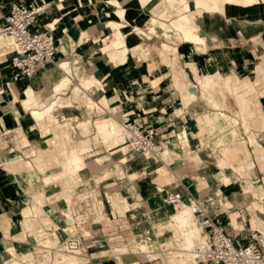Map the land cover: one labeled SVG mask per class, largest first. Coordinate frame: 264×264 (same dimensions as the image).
I'll list each match as a JSON object with an SVG mask.
<instances>
[{
	"label": "crops",
	"instance_id": "obj_1",
	"mask_svg": "<svg viewBox=\"0 0 264 264\" xmlns=\"http://www.w3.org/2000/svg\"><path fill=\"white\" fill-rule=\"evenodd\" d=\"M14 1L38 0H0V21L9 3ZM50 1L51 8L39 15L35 26L37 30L48 31L46 24L53 23L51 33L58 39L55 64L40 68L36 80L28 82L14 79L8 57H0V264H52L38 256L40 247L35 242L44 245L50 240L57 246L71 233H75L79 251L72 255L81 264H182L180 256L173 257L170 251L174 247L166 245L177 232L168 227L170 214L166 207L170 205L163 202L168 191L180 192L181 199L187 203L196 200L209 218L223 223L226 233L235 241L245 243L255 238L256 230L263 229V232L264 227L257 229L251 223L253 217L260 219L258 223L264 226V182L253 151L257 144L249 137L253 147L247 144L252 156L248 176L233 169L239 175L224 182L219 166L221 164L226 171L231 167H224L225 161L239 165L237 160L228 161L224 156L233 153L238 160L243 159L244 155H237L233 147L240 140L245 141L247 134L241 121L233 117L238 106L232 91L224 86L222 93H215L218 101L214 99L210 103L207 90L217 85L204 87L203 82L196 81L195 75L202 76L204 81L206 76L219 74L221 84L231 78L233 85L237 83L233 82L232 73L255 78L257 65L264 68V4L247 11L230 10L225 15L227 20L215 13H210L209 19L198 17L195 26L204 41L193 42L183 37L182 41L172 32L163 35L157 23L150 19L161 21L164 18L140 9L137 0H118L126 9V19L118 20L127 50L124 61H110L97 42L99 37L110 33L107 14L113 13L114 7L108 0ZM141 2L151 7L156 0ZM171 12L166 22L174 18V10ZM140 13L146 15L142 23L138 22L143 16ZM138 26L144 28L147 35L135 37L134 28ZM149 28H154L155 32ZM163 43L169 49L164 50ZM61 59L67 60L71 85L63 94L56 95L60 100L61 94L67 105L62 104V108L65 106L64 112L69 116L65 118L68 124H61L59 129L65 136L67 150L77 148L74 150L86 162L66 176L68 184L64 188L59 180L46 184L43 173L32 161L33 151L43 148L46 139L57 136L51 131L43 133L28 109L23 108L18 114L11 111L13 100L23 95L22 88L27 83H35L46 68L55 66ZM173 74L179 75L184 93L189 89L190 95H195L188 102L186 98L190 95L182 97ZM90 75L105 87L107 96L113 94L111 105L116 107L117 117L123 110L144 112L148 123L169 149L162 161L143 162L132 155L133 160L124 164L122 154L115 153L102 141L97 142V137L102 136L96 132L95 122L109 113L101 110L104 114H80L81 108L75 102L79 96L74 91L81 90L77 84ZM254 98H250L248 114L252 108L253 114L260 112L261 116L262 113L264 121V96L260 95L257 101ZM223 107H228L224 111L229 115L225 112L218 115ZM223 114L235 119V137L229 132ZM249 116L253 121V116ZM74 117L85 118L83 129L76 125ZM199 118L206 123L204 129L198 125ZM213 119L212 126H207ZM253 130L258 145L264 150V126ZM42 137V146L35 147L32 143ZM71 142L75 144L70 145ZM13 159L27 160L33 165L32 169L19 172L8 167ZM158 163L165 166L171 178V183L161 184L162 191L158 190L156 177ZM51 165L61 170L56 162ZM129 170L136 172L133 180L127 177ZM251 185L252 193L248 191ZM259 188L261 194L254 195ZM36 196L41 198L40 205H36L33 198ZM254 202L261 208L248 209ZM26 208L32 211L29 216L23 212ZM233 215L237 225L232 222ZM186 261L195 264L194 260Z\"/></svg>",
	"mask_w": 264,
	"mask_h": 264
},
{
	"label": "bare ground",
	"instance_id": "obj_2",
	"mask_svg": "<svg viewBox=\"0 0 264 264\" xmlns=\"http://www.w3.org/2000/svg\"><path fill=\"white\" fill-rule=\"evenodd\" d=\"M137 2L140 9L143 10L150 9L149 12L159 18L160 17L165 18L167 15H169L171 13L170 8L172 9L175 8V10L177 8L178 13L174 16L173 19L169 20L168 22L160 21V20L157 21L154 19H150V21L156 22L164 35H168V32H172V34H174L177 38L183 37L193 42H202L204 41V38L198 34L195 26V21L198 17L202 18V15L204 13L224 12L227 6L242 7V11H247L255 5H262L264 3V0H156V2L151 6L152 9L147 5L145 6L144 3L141 2V0H137ZM108 3L114 7L113 13L107 14L108 17L107 26L110 29V33L108 35L105 34L99 37L97 39V42L99 43V47L101 49L102 54L106 56L110 61H115V60L124 61L127 49L124 43V33H122L121 30L119 29L121 23L119 22L118 19H126L125 16L126 9L124 5H122L118 0H108ZM144 20H146V16L143 15L142 18L138 19V22L142 23ZM240 22L242 21L240 20ZM149 29L151 31L154 30V28H149ZM135 30L137 31V35H135V37H138L139 33L143 32L138 27H135L134 31ZM1 39L2 38L0 37V42H2ZM56 63L57 64L55 66L46 68L45 72L41 73L40 78L35 83L33 84L27 83V85L22 90L23 97L21 99L13 101V104L11 105V111L13 114H18L23 108L28 109L30 111L29 113L32 116V118H34L41 126V130H46L48 128L47 124L45 123V118L47 115H50L51 112H53L52 116L57 121L61 118L63 108H62V104L58 102L59 99L56 97V95L59 94L62 88L70 81L67 60L61 59ZM219 81L220 82L222 81L221 76H219V74L214 76H206L203 81L204 87L215 86ZM230 82H231V78L226 79L224 81V84L221 85V87L224 88V86H226L228 89L232 91L231 93L234 96V99L239 109L238 112L236 113H238L241 116V119L239 116L237 117L236 115L233 117L237 119V122L240 123L241 121L242 127L244 126L243 131L244 133L247 134V139L245 141L240 140V142L236 143L233 147V151L237 155L238 153L239 154L242 153L244 155L243 159L238 160L237 156L234 155L232 152H231L232 153L231 156L230 154L224 156V159L228 161L231 158L237 160L239 165L235 166L232 165L231 162L227 163L226 161L223 162V165L224 167H231L232 169L238 171L242 175H247L248 169L246 167V164H250L249 167H251V161H250L251 155H249V153L247 152L246 150L247 148L245 149L244 144L246 146L247 144L253 146L251 142L252 143L254 142V144H256L253 137L249 136V133L246 132L250 128L248 126L250 124L248 123L251 121L250 116L248 114V109L250 106V98L251 97L253 98L255 96V92L252 85L247 86V84H244V86H239L240 85L239 84L237 86L231 84ZM46 84H48L47 87ZM77 87L81 88V90H78L76 88L74 92H76L77 96L83 99H87L88 107H91V110L96 109L95 107L100 108V103L98 102V100H95V97L99 98L105 93L106 90L98 79H96L93 75L92 76L90 75L89 77L86 78H82L77 84ZM78 91L81 92L79 93ZM46 98H49V101H46L45 100ZM94 100L97 102H95ZM215 108H217V106H215ZM105 110H108L110 112V115H107L106 120L104 117L102 121L97 123V130L101 135L104 133H108L107 140H111L113 146L120 145L121 148L123 149L125 148L124 142L121 139V136L123 135V129L121 123L118 120L117 117L118 114H116L117 112L112 111L111 109H104V111ZM258 113L260 114V112ZM223 116L225 117V119L227 120V124L229 125V132L235 137L236 126H237L235 119L231 118L230 117L231 115L228 116L226 114H223ZM197 121L201 129H204L206 127L205 126L206 123H202L200 118ZM213 123L214 122H212L209 125L207 124V126H212ZM66 137L68 138V136ZM249 137L251 139V142L249 140ZM59 138L61 140H59V142H54V143H50L49 140H45L46 144L43 146V148H40L38 151H33L34 156L32 157L33 159L32 161L37 164L41 173H43L44 181L46 183H49V181L53 179H57L62 181L63 184L66 185L67 184L66 176L72 172H75L78 169L79 164H81L82 158L76 150L74 149L67 150L65 145V136L61 135ZM49 144L50 145L52 144L51 146L53 149L49 147ZM262 148H263L262 146L257 145L254 150V152H256L255 154L257 155V159H258L257 162H259L258 165L261 164V166L263 165V162L261 163V158L262 160L264 158V150ZM166 150L168 151L169 149L167 148ZM48 158L49 161H51L52 163L56 162L61 167V170L47 173L43 161ZM194 159L198 160V157L197 158L194 157ZM123 160L125 161V159ZM32 166L33 165L27 160L13 159V162L9 163L8 167L17 170L19 172H22L23 170L32 169ZM219 168L222 174V178L226 181L229 180V176L225 174L224 168L221 164ZM259 168H261L260 165ZM156 171H157L156 177L159 181L158 190L162 191L161 184L164 185L165 183L167 184L171 183V178L169 177L167 169L163 164L156 165ZM263 175H264V171H263ZM127 177L130 180H133L136 177V172L134 171L128 172ZM252 190H253V186L251 185L250 187H248V191H251L252 193ZM254 195H258V192L255 191ZM33 198L36 200L35 202L37 204L39 201L37 196ZM253 207L261 208L259 204L257 205V203L254 202L251 207H248V209H252ZM166 209L170 214V221L168 223V226L174 223V228L178 232V235L174 237L169 243L170 244L174 243L175 245H179L182 248V250L186 251L185 254L187 255V259L194 260L195 263L196 262L194 258L195 252L193 249L197 241L201 239L202 234L200 233V227L196 222V219L194 217L195 215L192 212V208L190 204L181 199L177 205L173 207L168 206L166 207ZM23 212L25 215L28 216L32 213V211H30L29 208L28 209L26 208L25 211ZM259 220L252 217L251 223L254 228L258 229L259 227L261 228L264 227L259 224L260 222L258 223ZM51 244L52 242L50 240L44 242V245L46 247H55ZM78 252H79L78 248H75L73 253L70 251L58 252L57 250L55 252V257L52 259V262L57 261L55 259L58 257L59 254L58 258L60 260H58L55 264H81L79 259L72 255ZM46 258H49V256L47 255Z\"/></svg>",
	"mask_w": 264,
	"mask_h": 264
},
{
	"label": "built area",
	"instance_id": "obj_3",
	"mask_svg": "<svg viewBox=\"0 0 264 264\" xmlns=\"http://www.w3.org/2000/svg\"><path fill=\"white\" fill-rule=\"evenodd\" d=\"M52 6L50 0L37 2L14 1L9 3L7 11L0 21V37L5 41L0 57H8L9 67L14 79L32 81L40 68L54 63L58 50V39L51 33L53 23L46 24L48 31L36 28L39 15ZM144 112L133 113L123 110L118 117L128 149L135 155L149 161H162L168 151L164 141L147 121ZM181 200L177 191L165 192L163 202L175 206ZM190 206L200 227L202 237L194 247L195 264H264V231L256 230L255 238L248 242L233 240L225 231L223 223L209 218L196 200ZM234 225V224H232ZM237 229H240L237 227ZM70 234L55 247H46L35 242L38 256L51 263L57 250L74 252L78 241ZM49 258H46V256Z\"/></svg>",
	"mask_w": 264,
	"mask_h": 264
},
{
	"label": "rangeland",
	"instance_id": "obj_4",
	"mask_svg": "<svg viewBox=\"0 0 264 264\" xmlns=\"http://www.w3.org/2000/svg\"><path fill=\"white\" fill-rule=\"evenodd\" d=\"M264 4V3H263ZM159 5V4H158ZM157 5V6H158ZM258 5H255V6H253V7H251L250 9H252V8H255V7H257ZM151 9H152V7H151ZM150 10V9H149ZM149 10H147V12H149ZM172 10H174V16L178 13V10H177V8H176V10H175V8H170V12L172 11ZM230 10H241L242 11V7H234V6H227L226 8H225V10H224V12H215V14L217 15V16H220L223 20H227V19H225V15L230 11ZM137 12V11H136ZM140 12H142V10H140ZM141 14V16L142 15H145L144 13H140ZM172 14V12L169 14V15H167L165 18H164V20H161V21H165L170 15ZM210 13H204L203 14V16L202 17H204L205 19H209V15ZM139 15V13L138 14H134V16H138ZM153 15V14H152ZM146 16V15H145ZM173 16V17H174ZM170 19H168V21H169ZM166 22V21H165ZM138 28L140 29V30H142L143 32L142 33H139V34H141V35H147L146 34V32H145V30H144V28H142V27H139L138 26ZM148 29V28H147ZM151 32H155V30H153V31H151ZM161 33H162V30L160 31ZM163 34V33H162ZM164 35V34H163ZM168 35H169V32H168ZM168 35H165V36H168ZM178 39H180V38H178ZM2 40V42H0V53H1V47L4 45V40L3 39H1ZM180 40H182V39H180ZM183 41V40H182ZM162 47H163V49L164 50H167V49H169V46L167 45V44H165V43H163L162 44ZM171 65V68H173L174 67V64L172 63V64H170ZM43 70H45V68L43 69ZM228 75V74H227ZM232 76H233V82L234 83H237L236 85L238 86L239 84V86H244V84H247V86L248 85H252L253 86V89L255 90L254 92H256L255 93V98H254V100H256L257 101V98L260 96V95H263L264 96V68L261 66V65H257V67H256V76H255V78L254 79H250L249 77H239V76H236L234 73H232L231 74ZM223 77H225L226 75H222ZM195 79H196V81L197 80H200L201 82H203V78H202V76H200V77H198V76H196L195 75ZM173 80H174V84L176 85V87L180 90V93L182 94V97H186V96H189L190 94H191V91L189 90V89H187L186 90V93H184V91L182 90V87H181V85H180V77H179V75L178 74H173ZM247 81H248V83H247ZM258 81V82H257ZM260 81V82H259ZM243 83V84H242ZM26 84V83H25ZM24 84V85H25ZM71 84L70 83H67L63 88H62V90H61V94H63L64 92H65V90H67L68 88H69V86H70ZM217 85H219V86H217L215 89H213V90H207V92H208V98H209V100H210V103L212 102V100H217L216 98H215V93H217V92H220V93H222L223 92V90H225L223 87H221V83H220V81L217 83ZM227 89V88H226ZM239 89H242V88H239ZM22 90H23V88H22ZM22 90H21V92H22ZM79 92V91H78ZM22 94V93H21ZM61 94H60V100H58V102L60 103V104H65V102L63 103V98H62V96H61ZM75 94H76V92H75ZM112 93H110V94H108V96H107V94H106V92L102 95V96H100L99 98L98 97H95V100L97 99L98 100V102L100 103V108H97V107H95L96 109H94V110H91V107H88V104H87V101L85 100V99H83V98H80V97H77V96H75V98H76V100H75V102L77 103V107H79V108H81L80 110H78V113H80V114H87L88 112L89 113H91L92 112V114H99V113H101V114H104V113H102L101 112V110H104L103 108H110L112 111H115V112H117L116 114H118V111L116 110V107H112V105H111V103L112 102H114V100H112V99H114V98H111L112 97ZM67 96V95H66ZM195 95H193V96H191L190 95V98H186L187 99V102H188V100H191L193 97H194ZM251 96V95H250ZM22 97H23V95H22ZM21 97V98H22ZM58 97V96H57ZM20 98V99H21ZM61 98H62V100H61ZM106 98H108V99H106ZM19 98H15L13 101H16V100H18ZM46 101H49V98H46L45 99ZM94 100V101H95ZM61 101V102H60ZM109 101V102H108ZM218 101V100H217ZM110 103V104H109ZM116 104V103H115ZM114 105V104H113ZM65 106H67L66 104H65ZM64 106V107H65ZM64 107H63V109H62V116H61V118H60V120L61 121H55V119L53 118V116H51L52 114H53V112H51L50 113V115H47L46 116V118H45V123H47V126H48V129H46V130H44L43 131V133H46V132H49V131H51L52 132V135L53 136H57V138L55 139L54 137H51V138H49V139H46V140H49V142L50 143H54V142H59V140H61L59 137L62 135L63 136V134L60 132V129H59V127H60V125L61 124H68V122L69 121H67V119H65V118H68L69 116H67L66 114H65V112H64ZM224 109H228V107H223L221 110H219L218 111V115H219V112H225L224 111ZM218 110V109H217ZM254 110V109H253ZM252 108H251V111H250V113L249 114H251L252 116H253V121H251V122H247L248 124H250V125H248L250 128H249V130H250V133H249V135L251 136V137H253L254 139H255V137H254V135H253V130H251L252 128L254 129V128H258V129H262L263 128V126H264V121H263V118H262V113H261V116H259V114L258 113H255V114H253L252 113ZM108 111V110H107ZM109 112V111H108ZM236 112H238V107H237V110H236ZM236 112H234L235 113V115L238 117L239 116V114L238 113H236ZM226 114H228L227 112H225ZM109 114H110V112H109ZM109 114H107V115H109ZM115 114V113H114ZM115 114V115H116ZM107 115H105L104 117H105V120L107 119ZM229 115V114H228ZM104 117H102V118H99V119H97L96 120V122H95V124L97 125V123L98 122H100V121H102L103 120V118ZM221 117V116H220ZM240 117V116H239ZM63 119V120H62ZM73 120H75L76 121V125L77 126H81V128L83 129L84 127H85V123H86V120H85V118H80V117H74V118H72ZM223 119V118H222ZM213 122H214V119H213ZM96 127V126H95ZM96 132H98L97 131V129H96ZM99 133V132H98ZM97 133V134H98ZM98 135H100V136H102V138H100V137H97L98 138V143L100 142V141H102L104 144H107V146L108 147H110V149H114V151H115V153H118L119 155H121L122 154V162L124 163V164H126L127 162L128 163H130L132 160H133V156L135 155L132 151H130L129 149H128V146L126 145V142H125V139H124V132H123V135L121 136V139H122V141L124 142V146H125V148H121V146L119 145V146H113V143H112V141L111 140H107V138H108V133H104V135H101V134H98ZM48 136H51V134H48ZM43 140H44V137H42L41 139H38V142H33L32 144L36 147V146H42V144H43ZM254 143V142H253ZM255 143L258 145V142L256 141V139H255ZM71 144H75V142H71L70 143V145ZM244 144V143H243ZM52 145V144H51ZM50 144H49V147L51 148V149H53L52 148V146H51ZM244 147H245V149L247 148V146L244 144ZM253 147V146H252ZM73 149H77V148H73ZM39 150V149H38ZM37 150V151H38ZM247 150V152L249 153V155H251V153H250V151L248 150V148L246 149ZM255 150V148L253 149V151ZM256 152H254V155H255V157H256V154H255ZM81 155V154H80ZM133 155V156H132ZM81 157H82V161H81V164H79V166H78V168H80V167H82L83 165H85L86 164V162H85V159H84V157L81 155ZM139 159V161H145V159H143L142 157H140V156H137ZM251 157L252 156H250V161L252 160L251 159ZM123 159H125V161L123 160ZM192 159V158H191ZM138 160H137V162H138ZM195 160V159H194ZM256 160H258L257 159V157H256ZM146 161H149V160H146ZM44 162V165L46 166V170H47V172H52V171H54V170H59V167H52V162L51 161H49V158L48 159H46V160H44L43 161ZM263 162V165H264V158H263V160H262V158H261V163ZM259 163V162H258ZM156 165H161V163H158V164H156ZM260 165V170H261V175H262V178H263V180H264V175H263V169H264V166L262 165L261 166V164H259ZM49 166V167H48ZM246 167H247V169L249 168V166H248V164H246ZM47 168H49V169H47ZM263 170V171H262ZM131 170H129L128 172H130ZM127 172V173H128ZM225 174H227L228 176H229V179H231L232 180V178H233V176H237L238 175V173L237 172H235L232 168H228L226 171H225ZM248 174L249 173H247V175H245V176H248ZM124 179V178H123ZM54 181H56L57 179H53ZM53 180H51V181H49V183H51V182H54ZM224 180V179H223ZM60 181V180H59ZM45 182V181H44ZM61 182V184H62V187L64 188V187H66V185L68 184H66V185H64L63 184V182L62 181H60ZM224 182H226V183H228L226 180H224ZM46 183V182H45ZM46 184H48V183H46ZM52 188H58L57 186H51ZM78 192V191H77ZM258 192V194H260L261 192H260V188H259V191H257ZM37 198H38V203L36 204V205H40L41 204V198L39 197V196H37ZM170 207H173L172 205H170ZM38 208L39 207H37V208H35V211L36 212H38L37 210H38ZM236 218H235V215H233L232 216V222L234 223V224H236L237 225V223L235 222L236 220H235ZM173 223V222H172ZM169 228H171V229H175L174 228V223L173 224H170V226H168ZM176 230V229H175ZM72 234V233H71ZM178 235V232H176V234H174V237H176ZM174 237H172V239L174 238ZM52 240V239H51ZM55 241H53V244L52 245H55ZM174 243H172V244H170V243H167L166 245L168 246H173L174 247V249H171L170 251L172 252V254H173V257H176L177 255H179L180 257H179V259H181V262H182V264H190V263H188V261H186V259H187V255L185 254V250H182L181 249V247H178V246H176L175 244L173 245ZM140 246H142V244H140ZM178 247V248H177ZM11 250V249H10ZM58 252H59V250H58ZM72 254V253H71ZM58 257H59V254H58ZM56 258L55 260H60L59 258ZM57 261H54V262H51L52 264H55ZM131 264H136V263H131Z\"/></svg>",
	"mask_w": 264,
	"mask_h": 264
}]
</instances>
